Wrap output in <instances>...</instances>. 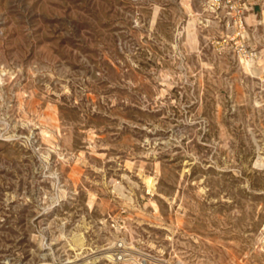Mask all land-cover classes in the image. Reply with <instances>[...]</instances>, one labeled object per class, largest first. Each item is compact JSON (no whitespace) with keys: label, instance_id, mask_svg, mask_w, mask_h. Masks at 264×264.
<instances>
[{"label":"rangeland","instance_id":"374dc122","mask_svg":"<svg viewBox=\"0 0 264 264\" xmlns=\"http://www.w3.org/2000/svg\"><path fill=\"white\" fill-rule=\"evenodd\" d=\"M255 10L240 25L224 0H0V264L118 243L264 264Z\"/></svg>","mask_w":264,"mask_h":264},{"label":"built area","instance_id":"2783aa9c","mask_svg":"<svg viewBox=\"0 0 264 264\" xmlns=\"http://www.w3.org/2000/svg\"><path fill=\"white\" fill-rule=\"evenodd\" d=\"M224 3L235 10L240 25H243L245 13L249 11L255 13L256 8L261 18L264 16V0H224ZM98 261H101L100 264H171L161 256L143 253L123 243L107 246L100 253H77L72 260L62 258L60 264H97Z\"/></svg>","mask_w":264,"mask_h":264},{"label":"bare ground","instance_id":"6f19581e","mask_svg":"<svg viewBox=\"0 0 264 264\" xmlns=\"http://www.w3.org/2000/svg\"><path fill=\"white\" fill-rule=\"evenodd\" d=\"M188 22H190V21H188ZM190 24H192V22H190ZM192 25H193V24H192ZM193 27H194V25H193ZM188 34H189V40H190V42L192 43V46L194 47L193 44L196 42V41H195V40H196L195 35H194L193 32H189Z\"/></svg>","mask_w":264,"mask_h":264}]
</instances>
